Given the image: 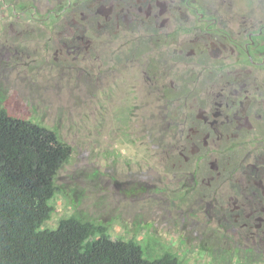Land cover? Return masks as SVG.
I'll return each instance as SVG.
<instances>
[{
  "label": "flooded vegetation",
  "instance_id": "af4514ba",
  "mask_svg": "<svg viewBox=\"0 0 264 264\" xmlns=\"http://www.w3.org/2000/svg\"><path fill=\"white\" fill-rule=\"evenodd\" d=\"M243 4L64 0L41 24L48 52L126 103L121 117L139 112L140 132L157 133L168 105L174 175L199 183L205 213L251 262L264 259V1Z\"/></svg>",
  "mask_w": 264,
  "mask_h": 264
},
{
  "label": "rangeland",
  "instance_id": "374dc122",
  "mask_svg": "<svg viewBox=\"0 0 264 264\" xmlns=\"http://www.w3.org/2000/svg\"><path fill=\"white\" fill-rule=\"evenodd\" d=\"M61 1L0 0V108L54 130L72 149L56 176L59 192L42 228L54 229L72 214L107 224L112 239H136L147 255L168 249L183 264L244 263L230 232L216 226L217 214L205 213L199 183L174 175L168 105L159 104L160 130L142 133L139 112L121 117L126 103L111 101L106 87L95 96L94 87L77 78L75 64L48 52L41 22ZM31 13L39 22H29ZM223 234L226 245L218 242ZM245 261L264 264L260 257Z\"/></svg>",
  "mask_w": 264,
  "mask_h": 264
},
{
  "label": "trees",
  "instance_id": "16d2710c",
  "mask_svg": "<svg viewBox=\"0 0 264 264\" xmlns=\"http://www.w3.org/2000/svg\"><path fill=\"white\" fill-rule=\"evenodd\" d=\"M71 154L54 130L0 108V264H183L168 249L147 255L136 239H112L107 224L72 214L42 228Z\"/></svg>",
  "mask_w": 264,
  "mask_h": 264
}]
</instances>
